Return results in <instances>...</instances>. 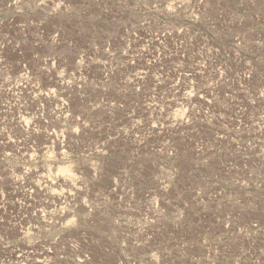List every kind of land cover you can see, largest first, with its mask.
<instances>
[{"label":"rangeland","instance_id":"rangeland-1","mask_svg":"<svg viewBox=\"0 0 264 264\" xmlns=\"http://www.w3.org/2000/svg\"><path fill=\"white\" fill-rule=\"evenodd\" d=\"M0 264H264V0H0Z\"/></svg>","mask_w":264,"mask_h":264}]
</instances>
